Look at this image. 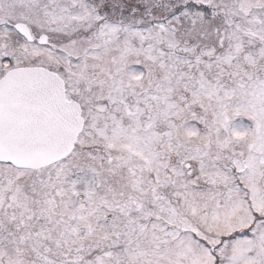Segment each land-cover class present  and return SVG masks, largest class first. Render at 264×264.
Instances as JSON below:
<instances>
[{"label":"snow or ice","instance_id":"obj_1","mask_svg":"<svg viewBox=\"0 0 264 264\" xmlns=\"http://www.w3.org/2000/svg\"><path fill=\"white\" fill-rule=\"evenodd\" d=\"M0 264H264V0H0Z\"/></svg>","mask_w":264,"mask_h":264}]
</instances>
